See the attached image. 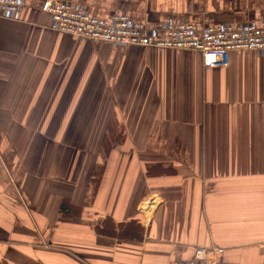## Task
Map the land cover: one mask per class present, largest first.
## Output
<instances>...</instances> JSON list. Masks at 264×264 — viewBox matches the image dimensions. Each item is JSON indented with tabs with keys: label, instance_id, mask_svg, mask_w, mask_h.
<instances>
[{
	"label": "crops",
	"instance_id": "obj_1",
	"mask_svg": "<svg viewBox=\"0 0 264 264\" xmlns=\"http://www.w3.org/2000/svg\"><path fill=\"white\" fill-rule=\"evenodd\" d=\"M44 1L0 18V264H170L199 247L237 264L249 246L263 260L264 51L219 68L79 39ZM68 1L147 26L264 19V0Z\"/></svg>",
	"mask_w": 264,
	"mask_h": 264
},
{
	"label": "built area",
	"instance_id": "obj_2",
	"mask_svg": "<svg viewBox=\"0 0 264 264\" xmlns=\"http://www.w3.org/2000/svg\"><path fill=\"white\" fill-rule=\"evenodd\" d=\"M25 0H0V18H13L25 7ZM42 10L52 15L53 30L104 41L120 47L138 45L160 49L195 50L203 55L206 67H227L235 50L264 51V19L247 24L223 23L217 26L195 25L171 19L160 26H147L126 14L108 18L91 15L68 0H45ZM170 264H230L224 249L199 247L188 260ZM257 264H264V259Z\"/></svg>",
	"mask_w": 264,
	"mask_h": 264
},
{
	"label": "rangeland",
	"instance_id": "obj_3",
	"mask_svg": "<svg viewBox=\"0 0 264 264\" xmlns=\"http://www.w3.org/2000/svg\"><path fill=\"white\" fill-rule=\"evenodd\" d=\"M149 202V201H148ZM151 202H149L150 204ZM147 205V204H146ZM255 246V245H253ZM250 247V246H249ZM247 247L248 249L245 250L244 256H242L236 263L237 264H257L262 261L260 251L254 247Z\"/></svg>",
	"mask_w": 264,
	"mask_h": 264
},
{
	"label": "trees",
	"instance_id": "obj_4",
	"mask_svg": "<svg viewBox=\"0 0 264 264\" xmlns=\"http://www.w3.org/2000/svg\"><path fill=\"white\" fill-rule=\"evenodd\" d=\"M62 212L65 214V212H69L68 210H67V207H66V204L64 205H62ZM133 224V221H130V222H128V223H120V225H119V227L121 228V229H127L128 230V228H129V226H131ZM104 225H106V226H108L109 227V229L108 230H111L112 228H115L116 226V224L113 222V220H111V219H106L105 220V223H104ZM126 225V226H125ZM125 226V227H124Z\"/></svg>",
	"mask_w": 264,
	"mask_h": 264
}]
</instances>
